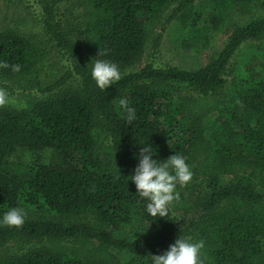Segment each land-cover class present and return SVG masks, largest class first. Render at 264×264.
Instances as JSON below:
<instances>
[{
    "label": "trees",
    "instance_id": "1",
    "mask_svg": "<svg viewBox=\"0 0 264 264\" xmlns=\"http://www.w3.org/2000/svg\"><path fill=\"white\" fill-rule=\"evenodd\" d=\"M12 1L61 66L43 40L0 30V88L26 99L0 106V214L26 212L0 226V264H151L178 236L203 240V264H264V0ZM171 25L188 51L226 41L202 67L158 64ZM95 59L121 70L103 91ZM141 143L192 171L166 217L130 180Z\"/></svg>",
    "mask_w": 264,
    "mask_h": 264
},
{
    "label": "clouds",
    "instance_id": "2",
    "mask_svg": "<svg viewBox=\"0 0 264 264\" xmlns=\"http://www.w3.org/2000/svg\"><path fill=\"white\" fill-rule=\"evenodd\" d=\"M0 67H9L0 62ZM13 71H19L20 65H12ZM90 75L100 90H105L121 78L118 65L107 59H95L91 63ZM11 103L7 91L0 89V106ZM125 109L126 121L131 124L136 119L135 110L128 106L127 98L119 100ZM139 148L138 163L133 169L130 180L135 192L146 201V211L153 217H166L172 203L179 198L177 184L186 185L192 178L190 166L182 155L172 154L166 160L154 159L155 150L146 143ZM26 212L20 207H11L0 214V226L19 228L25 221ZM203 240L178 236L167 250L151 255V264H203L201 249Z\"/></svg>",
    "mask_w": 264,
    "mask_h": 264
},
{
    "label": "rangeland",
    "instance_id": "3",
    "mask_svg": "<svg viewBox=\"0 0 264 264\" xmlns=\"http://www.w3.org/2000/svg\"><path fill=\"white\" fill-rule=\"evenodd\" d=\"M169 13V9L166 10V12L165 10L162 12L158 19V24H155L152 32L161 27L165 17L169 15ZM4 28L18 30L25 36H35L37 39L39 38L43 40V42L47 44L46 46L50 62L52 65L54 64L53 71L57 70L59 66H61V61L53 52L51 42H49L48 38L45 36L42 25L37 18L29 13L24 5L15 3L12 0H0V30ZM225 41L226 38L219 39L214 45L215 47L208 49L205 53L199 54L193 51H188L179 45L177 30L171 25L165 29L162 37V43L156 56V62L158 64H170L185 70L202 67L206 65L209 60H211V58L223 47ZM148 54L149 51L145 53L139 67L143 66L147 62ZM7 93L11 98V103L7 105L21 106L25 104L26 99L24 100L23 97L15 95L14 93Z\"/></svg>",
    "mask_w": 264,
    "mask_h": 264
}]
</instances>
